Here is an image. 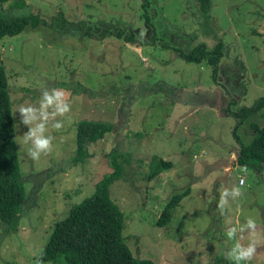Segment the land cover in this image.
<instances>
[{"label":"rangeland","instance_id":"1","mask_svg":"<svg viewBox=\"0 0 264 264\" xmlns=\"http://www.w3.org/2000/svg\"><path fill=\"white\" fill-rule=\"evenodd\" d=\"M144 1L0 5L11 16H41L37 29L0 39L27 192L18 228L9 232L0 220V264H53L40 261V253L71 207L93 196L114 170L111 154H119L124 172L110 192L123 211V237L135 258L234 264L224 254L251 237L238 231L230 240L227 229L251 217L257 251L240 264H264V167L237 163L239 142L253 141L252 126H264V110L249 119L233 117L264 97V0H205L206 10L202 0H149L153 26L143 17ZM218 43L223 56L217 75L206 60L185 62L181 56ZM45 88L64 89L71 111L55 118L63 122L60 130L50 122L52 150L33 160L30 145L22 144L28 126L16 109L38 106ZM82 122L102 123L112 132L87 142L85 156L77 160ZM162 160L170 166L151 176ZM225 167L232 171L226 174ZM242 179V195L229 198L221 210L220 193ZM187 189L160 226L167 202Z\"/></svg>","mask_w":264,"mask_h":264},{"label":"trees","instance_id":"2","mask_svg":"<svg viewBox=\"0 0 264 264\" xmlns=\"http://www.w3.org/2000/svg\"><path fill=\"white\" fill-rule=\"evenodd\" d=\"M9 0H0V5ZM204 10L208 9L209 1L202 0ZM19 1L17 5L24 4ZM149 0H145L143 17L152 25L147 7ZM41 25V16L29 14L25 16H11L0 10V39L15 37L23 33L28 27L37 29ZM153 26V25H152ZM131 38H127L129 42ZM185 62L202 63L206 60L214 66V74H218L217 64L223 56V45L218 43L213 49L199 46L188 55H181ZM264 110V97L251 108L240 109L233 117L249 119ZM12 97L7 73L0 66V220L8 226V231L18 228L22 217L24 202L27 198L26 187L21 174L18 149L15 136ZM255 138L248 144L239 142L237 163L239 165H253L259 170L264 167V126L253 125ZM112 128L102 123L82 122L77 128V160L86 154L87 142L96 143L103 140ZM236 137V135H235ZM112 155L114 170L106 174L98 183L97 192L82 202L71 207L69 215L59 221L39 255L42 262L53 264H155L150 260L137 259L126 244L123 232L125 219L121 207L111 196L110 187L123 176V166ZM170 166L169 161L162 160L158 169L151 176ZM189 189L177 193L167 202L158 224L165 226L169 222L172 208L180 201Z\"/></svg>","mask_w":264,"mask_h":264},{"label":"clouds","instance_id":"3","mask_svg":"<svg viewBox=\"0 0 264 264\" xmlns=\"http://www.w3.org/2000/svg\"><path fill=\"white\" fill-rule=\"evenodd\" d=\"M20 115V122L28 126V131L24 132L22 144L30 145L27 148L28 156L33 160H38L42 154H48L52 150L53 139L51 135H46L48 126L51 122V127L55 130H60L63 127L62 121H57V116H65L71 111V104L67 98L66 91L60 88H45L41 92V98L36 104L19 105L16 109ZM236 157L233 156L232 159ZM241 171L246 172V167L242 166ZM232 169L225 167L224 172L230 173ZM244 180L240 181V185L234 186L231 189L225 188L220 193L218 207L223 210L229 203V198L235 200L242 195V187ZM249 232L251 237L249 243L244 245L237 240L224 255L226 259L233 261L234 264H240L241 261L251 260L257 251V224L254 219L248 217L246 223L241 226H233L227 229L226 236L228 239H234L237 232ZM243 239V237H241Z\"/></svg>","mask_w":264,"mask_h":264},{"label":"built area","instance_id":"4","mask_svg":"<svg viewBox=\"0 0 264 264\" xmlns=\"http://www.w3.org/2000/svg\"><path fill=\"white\" fill-rule=\"evenodd\" d=\"M241 181V180H240Z\"/></svg>","mask_w":264,"mask_h":264}]
</instances>
